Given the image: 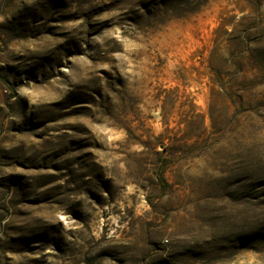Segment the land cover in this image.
<instances>
[{
  "label": "rangeland",
  "instance_id": "1",
  "mask_svg": "<svg viewBox=\"0 0 264 264\" xmlns=\"http://www.w3.org/2000/svg\"><path fill=\"white\" fill-rule=\"evenodd\" d=\"M0 264H264V0H0Z\"/></svg>",
  "mask_w": 264,
  "mask_h": 264
}]
</instances>
